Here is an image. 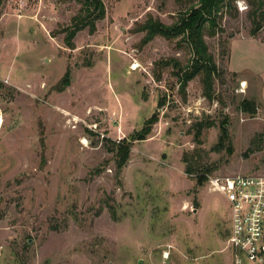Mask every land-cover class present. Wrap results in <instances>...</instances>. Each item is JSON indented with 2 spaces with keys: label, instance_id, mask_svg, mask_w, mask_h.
<instances>
[{
  "label": "rangeland",
  "instance_id": "obj_1",
  "mask_svg": "<svg viewBox=\"0 0 264 264\" xmlns=\"http://www.w3.org/2000/svg\"><path fill=\"white\" fill-rule=\"evenodd\" d=\"M103 1L70 48L80 0H0V264H236L230 203L197 175H264V26L251 34L247 0L221 10L210 100L201 75L181 87L186 41L139 31L196 0Z\"/></svg>",
  "mask_w": 264,
  "mask_h": 264
},
{
  "label": "trees",
  "instance_id": "obj_2",
  "mask_svg": "<svg viewBox=\"0 0 264 264\" xmlns=\"http://www.w3.org/2000/svg\"><path fill=\"white\" fill-rule=\"evenodd\" d=\"M80 12L72 18L70 29L65 30V43L70 48H75L74 39L78 32L89 28L92 33L96 31V23L106 16V6L103 0H80ZM237 0H196L190 8L182 12L178 20L172 24H165L161 19L154 18L152 15L139 25V31L145 32L143 43H148L157 35L167 39L181 37L192 49L193 57L187 69L181 71L180 83L185 90L188 83L195 77L201 75L203 83V94L206 98L213 100L215 94L216 79L221 78L224 70L220 69L215 61L214 55L210 51L205 39L206 34L216 36L221 28L219 19L221 10L224 7H233ZM251 6L248 16L252 21L251 34L253 36L264 26V0H247ZM235 8V6H234ZM236 10V9H235ZM237 11V10H236ZM71 81V70L68 69L62 79L64 83L60 90L69 86ZM61 85V84H60ZM241 109L245 112L254 113L256 104L254 101L244 99L241 102ZM158 121L155 114L149 118L145 126L131 136V141L123 140L116 148L117 168H124L130 159L131 143L136 140H144L150 134L152 125ZM198 125H201L200 123ZM211 125V124H210ZM226 131V128H224ZM224 131V132H225ZM195 170L188 166L186 172L193 173ZM209 171V170H207ZM208 172L197 175L198 184L203 185L207 181Z\"/></svg>",
  "mask_w": 264,
  "mask_h": 264
},
{
  "label": "built area",
  "instance_id": "obj_3",
  "mask_svg": "<svg viewBox=\"0 0 264 264\" xmlns=\"http://www.w3.org/2000/svg\"><path fill=\"white\" fill-rule=\"evenodd\" d=\"M23 6L25 0H18ZM208 189L231 207L228 247L236 264H264V175H208ZM2 247H0V256Z\"/></svg>",
  "mask_w": 264,
  "mask_h": 264
},
{
  "label": "bare ground",
  "instance_id": "obj_4",
  "mask_svg": "<svg viewBox=\"0 0 264 264\" xmlns=\"http://www.w3.org/2000/svg\"><path fill=\"white\" fill-rule=\"evenodd\" d=\"M137 66V65H136ZM134 68H136V67H134ZM243 85H246V82L244 81L243 82ZM0 122H1V116H0Z\"/></svg>",
  "mask_w": 264,
  "mask_h": 264
}]
</instances>
